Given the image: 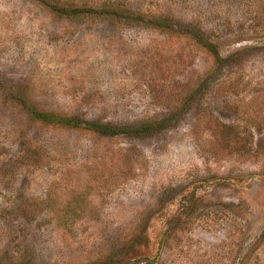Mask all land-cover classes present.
<instances>
[{
    "label": "rangeland",
    "instance_id": "1",
    "mask_svg": "<svg viewBox=\"0 0 264 264\" xmlns=\"http://www.w3.org/2000/svg\"><path fill=\"white\" fill-rule=\"evenodd\" d=\"M50 1L103 14L0 0V264H264V0Z\"/></svg>",
    "mask_w": 264,
    "mask_h": 264
},
{
    "label": "trees",
    "instance_id": "2",
    "mask_svg": "<svg viewBox=\"0 0 264 264\" xmlns=\"http://www.w3.org/2000/svg\"><path fill=\"white\" fill-rule=\"evenodd\" d=\"M35 1H37L38 3H41V5H43L47 8H50L53 12L60 14L62 16H67L68 18H70V17L72 18L74 16H82V17L92 16V17H94V16H100L103 14L102 12L100 13L99 10L94 9V8H90V7L69 8L66 5L56 3V2H53L50 0H35ZM107 9H109V8H107ZM124 10L122 9V11H124ZM124 12H127V11L125 10ZM127 19H128V17H127ZM162 22H165V19H162ZM187 26H186L188 29L187 32L189 34L190 33L193 34L194 31L189 30V28H190L189 26H192V25H187ZM192 27H194V26H192ZM194 28H196V27H194ZM198 37L200 38L199 35H198ZM202 44H205V41H203ZM21 104L24 108H26L29 115L35 120L43 121L44 123L54 125L57 127H62V128L80 129L83 126L80 122L72 119V117H70V116L56 114L54 112L33 111V110L29 109L28 107H26L25 103L21 102ZM162 122H160L161 126H162ZM160 125L157 123H154V122H147V123H144L142 126L140 125L139 129H141V132H142V131H147L149 129L157 128ZM87 127L89 129H92L93 132H95L99 135H105V136H118V135L128 134V133L130 134V130L127 128L123 129L124 127H122V126L104 124L101 122H96L94 125H88L87 124Z\"/></svg>",
    "mask_w": 264,
    "mask_h": 264
}]
</instances>
